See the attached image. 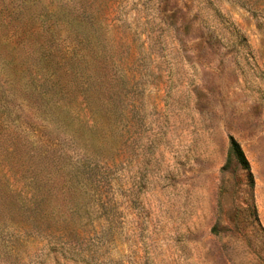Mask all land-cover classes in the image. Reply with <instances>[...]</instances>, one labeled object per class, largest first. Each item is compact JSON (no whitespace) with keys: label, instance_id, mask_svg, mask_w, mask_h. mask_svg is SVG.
Here are the masks:
<instances>
[{"label":"rangeland","instance_id":"1","mask_svg":"<svg viewBox=\"0 0 264 264\" xmlns=\"http://www.w3.org/2000/svg\"><path fill=\"white\" fill-rule=\"evenodd\" d=\"M15 53L0 264H264V0H0Z\"/></svg>","mask_w":264,"mask_h":264},{"label":"trees","instance_id":"2","mask_svg":"<svg viewBox=\"0 0 264 264\" xmlns=\"http://www.w3.org/2000/svg\"><path fill=\"white\" fill-rule=\"evenodd\" d=\"M45 49L43 50V48H41L39 50V56H38V61L39 62H43L44 63V67L41 68V70L39 72L42 73L43 77L44 74L47 73L46 68L48 65V61L46 58V55H48V60H51V52L50 51H46V53H44ZM2 63L4 62L5 65V69H9L10 67H12V69L17 72L16 74L18 75L21 72H24V60L23 57H20L18 55V53H15V55H11L10 57H7V59H3L1 57ZM48 69V68H47ZM44 71V73H43ZM50 71V70H49ZM49 77H52V75L49 74ZM37 78H32L30 83L32 82L35 85V80ZM50 80V79H49ZM38 85H35L34 87H37ZM34 91H39V96L41 97V100L45 98L48 89H43L42 87H38V88H33ZM38 97V96H37ZM0 104H3V101H0ZM6 105V104H5ZM4 105V107H5ZM237 164L242 166L246 171L250 172V163L248 161V159L245 156L244 151L242 150L240 144L235 140V139H231V145L228 151V155H227V162H226V166L225 167H230L233 164ZM4 207L7 208H13V210L17 211V212H22L25 213L27 216L31 217L33 220L32 222H35L36 220L42 219V216L40 215V212H43L41 209V203H37V200L35 197H31V198H24L22 197L21 194L16 195L10 202L7 201L6 204H3ZM38 207L40 209V211L38 210Z\"/></svg>","mask_w":264,"mask_h":264}]
</instances>
